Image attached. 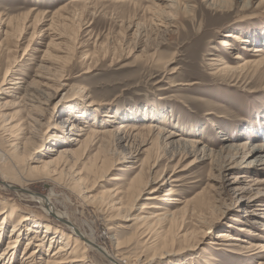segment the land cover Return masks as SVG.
<instances>
[{"label": "rangeland", "instance_id": "1", "mask_svg": "<svg viewBox=\"0 0 264 264\" xmlns=\"http://www.w3.org/2000/svg\"><path fill=\"white\" fill-rule=\"evenodd\" d=\"M68 2L69 0H0V15L13 18L8 25L11 32L7 36L9 38L0 37V80L8 73L23 81L25 88L39 79L35 77L39 63L48 70L40 73L49 79L43 80L48 88L40 84L34 89L17 90L14 97L0 98V112L6 114L8 122L18 125L17 137L29 138L31 142L23 162L17 163L22 172L26 171V167L33 168L42 161L50 160V157L43 154L47 153L55 140L57 130L54 127L70 109L72 116H75L78 114V107L84 105L89 109L81 117L84 125H91L93 114H97L102 125H93L92 128L100 131L105 127L107 119L101 116L114 115L116 120L110 124L112 127L123 123L127 129L136 127L135 131L131 130L133 133L140 132L136 138L137 145L147 138L145 128L148 124L155 126L154 129L193 134L191 137H183L201 140L205 143L203 145L214 152H218L227 143L220 141L222 135L230 137L234 143H242L247 139L251 141L254 137H257L255 141L264 142V73L244 69L245 71L225 76L213 73L212 69L217 65L210 67L212 58L219 60L216 63L234 67L241 63L234 58L236 55L250 58L260 54L247 52L246 48L262 47L264 50V0H224L220 8L213 4V0H190V8L180 9L174 17L175 28L170 29L171 32L167 34L160 33L163 28L144 9L148 6L145 0H91L86 8L80 4L64 14L68 20L56 26L55 32L61 36L55 38L44 31L46 19ZM31 8H35L34 13L41 15L49 12L43 24L40 21L35 26L31 24L34 15L26 17ZM229 35H234L237 40L231 39ZM221 40H231L232 48L227 50L221 47ZM58 83L64 86L58 88ZM186 83L187 85H183ZM55 88H58L57 99L49 107L40 105L46 96H39V91L51 94ZM25 92L30 95L33 93V98L27 95V98H20ZM35 98L36 102L27 101ZM59 98L63 102L51 111ZM90 102L94 104L91 107L87 106ZM27 104L35 107L30 108ZM33 120L37 121L36 125ZM157 132L153 133L152 138L157 137ZM157 142L160 146V139L157 138ZM147 147L150 153L145 151L139 155L131 169L127 163L113 167L111 175L122 177L121 182L108 181L105 176L94 183L90 178V182L86 184L91 190L86 194L89 199L67 190L68 187L62 184L46 185L41 180L30 183L29 193L43 196L54 189L58 196V208L67 211L74 224L86 234L91 229L95 237L102 238L98 242L108 250L119 242L123 253L138 258L142 264H153L148 262L151 252L142 243L141 233L144 230L139 228L140 222L127 221L123 212L119 218L125 219L113 221L117 218L116 212L110 208L99 210L96 200L110 188L124 191L129 180L140 172L144 182L148 180V185L135 203L136 212L133 214L145 212L147 217L150 212H162L166 209L165 204L167 205L161 199L154 202L146 200L147 196H151L148 192L159 185L151 182L160 176L162 181L167 180L168 183L169 179H175L176 182L170 183L175 186L172 190L182 196V200L190 201L178 207H167L170 211L184 208L178 212L172 231L161 237L167 244L173 242L174 245L165 257L156 259L154 263L205 264L208 261L209 264H257L258 261H264L262 253L261 256L254 255L252 258L248 254L230 255L211 250L213 247L210 242L214 240L215 234L225 230L245 239L247 243L264 244V230L251 224L254 220L245 224L243 214L234 209H224L229 204L230 192L224 187L216 190L212 180L218 175L219 167L224 162L222 158H210V161L205 160L193 166H189L193 161L191 156L185 159L177 156L173 161H169L170 157L163 156L157 162L159 149L157 146L151 148L148 144L144 149ZM5 148L0 131V149ZM71 148L77 155L74 158L77 162L75 171L81 172L83 176L87 173L83 170L85 166H101L104 158L114 161L118 158L116 154L124 150L114 146L109 138H98L94 142H86L80 148L78 145ZM148 154L150 156L147 157ZM153 163L155 167L151 168ZM250 172L249 176L264 177L260 175L264 171L259 169ZM27 175L34 177L38 174L30 172ZM167 187L157 189L152 195L165 198L163 195ZM195 200L203 203V209L193 213L191 209ZM149 205L153 207L140 210L141 206ZM23 206L28 208L27 205ZM30 208L36 215L40 214L38 206ZM232 218L239 221H233ZM209 223L211 228L205 231V226ZM168 224L167 218L155 221L150 231L154 229L151 231L153 234L156 230L165 232ZM122 225L126 229L120 227ZM109 226L114 230L112 235L107 236L106 229ZM11 229V225H8L2 233L0 254L5 249ZM26 233L24 223L16 257L9 264H19L27 236H32ZM53 237V240L60 241L59 237ZM49 241L45 240L43 250H47ZM233 243L247 246L242 242ZM58 244L59 242L54 244L53 251ZM33 248V244L28 246L29 251ZM92 261L101 264L96 260ZM107 263L104 259L103 264Z\"/></svg>", "mask_w": 264, "mask_h": 264}, {"label": "bare ground", "instance_id": "2", "mask_svg": "<svg viewBox=\"0 0 264 264\" xmlns=\"http://www.w3.org/2000/svg\"><path fill=\"white\" fill-rule=\"evenodd\" d=\"M90 1L91 0H69L67 4L60 6L54 13L51 12V16L46 19L47 24L44 31L48 32L55 38L60 37V33H56L55 30L57 25H62L64 21L68 20L67 16L65 17L64 14H67L66 12L69 11L72 7L78 6L80 4L84 5L85 7L90 3ZM145 1L147 2L148 6L147 8L145 6L144 9H146L148 13L152 14V17L154 18V20H152L154 22L155 19L156 22H159L158 26L163 28L160 33L163 32L166 34L171 32L170 29L175 28V23L173 22L174 17L180 11V9L182 8L183 10H187L188 8H190V0ZM223 2L224 0H213V4H215V6L218 5V8L221 7V4H223ZM34 11L35 8H31V10H29V12L26 14V17H28L30 14H32V16L34 15L33 19L31 20V24H33V26L37 25L39 21L40 24H43L45 20L44 18L45 16L48 17L49 12H44V14L41 15L39 13H34ZM83 13L84 9L80 15L82 16ZM12 21L13 18L7 15H5V17H3V15H0V37L3 36V38H6L11 33L9 32L10 29L8 25H10ZM27 23H29V20H27ZM130 29L132 30V28ZM135 30H137V28ZM11 35H13V33ZM229 37L231 39L233 38L237 40V37H235L234 35H229ZM220 45L227 50L231 49L233 46L231 40H221ZM245 51L251 52L252 54H260L251 56L250 58H242L241 55H236L234 58L241 61V63L234 67L229 66L228 64L221 65L219 63H216L219 62V60L217 58H212V64L210 65V67L217 65L212 69L213 73L220 75L224 74L225 76H228L238 72H242L244 69H249L253 73H264L263 48H246ZM36 70L38 71V74H35V77L39 79H37L36 81L33 80L34 82L32 81L33 83L26 85L25 88L23 87V81H20L18 77H14L11 74L5 73V75H3V78L0 80V98L4 96L14 97V93L17 90H23L26 88L34 89L35 86L38 87L40 84V86L47 87L46 84L43 83V80L49 79H46L40 73L48 70H45L44 65H41V63L38 64ZM181 84L182 83H176V85ZM183 85H187V83ZM62 86L64 85L59 84L58 88ZM58 88H55V90H53V93L51 94L44 91H39V96H46L45 99H42L43 102L39 104L49 107L50 103L57 99L58 90L56 89ZM9 89H12V91H10ZM26 95L29 96V98L33 96H31L29 92L28 94L25 92L24 96L20 98H23ZM36 98L28 99L27 101L35 100L36 102ZM62 102L63 99L59 98L51 107V111L57 109ZM91 103L92 102L88 103L87 106L91 107L94 105ZM29 106L30 108L35 107L34 105ZM96 111L97 113L99 112L98 109ZM87 112H89V109H87L85 105L78 107V114L75 116H72L70 109V111H68L62 117L61 122L54 127L55 130H57V133L54 136L55 140H53L52 142V147L50 149H47V153L43 154L45 157H50V160L42 161L40 162L39 166L33 168L26 167L25 172H22L17 163L19 162L20 164L21 162H23V158L28 149V146H30L31 144L30 139L23 138V136L17 137L16 131H18V125H13L11 121L8 122L7 118H5L6 114L0 112V131L6 144L5 149H0V241H2V233L6 226L11 225L12 228L9 238L6 241L5 249L3 250L2 254H0V264H9L10 261L14 260V258L16 257L18 245L22 240H20L22 235L21 228L22 224L24 223L25 231L27 232L26 234H31L32 236L30 238H28L27 236L25 247L24 249H22L23 251L21 252V255L19 257V264H98L93 263L92 259L96 260L99 263L101 262V264H103L104 259L108 261L107 264H142L141 260H138V258L123 253L121 251L122 244H120L119 242L113 244V249L111 248L108 250L104 245H101L98 242V239L102 238L100 236L95 237L91 229H89V234H86L79 226H76L71 218V215H69L67 211L59 209L56 205V203H58V196L56 195L54 189H52L51 192L48 193V195H34L29 193V191L31 190L29 185L37 180H41L46 185L62 184L66 188L68 187L67 190H70L75 194L82 195L84 196V198L89 199L86 195L91 191L86 187V184L89 180L92 179V181L95 183L97 181H101L103 177L107 176L108 181L121 182L123 180L122 177L111 175L113 167L119 166L122 163H127L129 164L128 168L131 169L138 161L139 155H141L145 151L149 152L148 147L144 149L147 144L151 148L157 146V149H159V154L156 158L157 162H159L158 160H161L163 156L170 157L169 161H173V158H176L177 156H179L180 159H185L186 157L191 156L193 157V161L189 166H193L196 163L205 160L208 161L210 158H222L224 162L219 167L220 169L218 170V175L212 178V180L215 183L214 187L216 186V190L223 189L224 187L228 190V192H230L229 204L226 205L224 209H234L236 212L241 213V215L243 214V217H241L243 218V222L245 224H250V220H254L251 224L257 225V227H261V229L264 230V177L260 178L255 177L254 175L249 176V174L251 173L250 170L257 169L258 171L259 169V171H264V142L255 141L257 137H254L255 139L251 141L247 139L242 143H234L233 139H231L230 137H224V135H222L220 141L227 143H224L221 149L218 150V152H214L213 150L208 148V146L203 145L205 143H203L201 140L188 139L183 137V135H188L189 137H191L193 134L187 132L177 133L171 130L165 131L154 129L155 126L148 124L145 128V133H147V140L145 139L142 143L137 145L136 138L139 137L140 132L133 133V131L136 130V127L127 129L123 123L119 124V126L117 127H112L110 124L115 122L116 117L110 114H103L101 117L107 118L105 121V127L100 131H94L92 128L94 127L93 125H96L98 127V125H102V123L100 122L98 115L93 114L90 122L91 125H84L81 117L85 116ZM33 122L36 125L37 121L33 120ZM156 130L158 131L157 137L152 138L153 133H155ZM98 138H109L110 140H112V144L114 146L119 148L122 147L124 150L121 149L122 152H120V154L119 152L118 154H116L118 158H116L114 161L106 160L104 158L102 160L101 166H97L95 168L92 167L93 165H89L88 167L85 166L83 170H86L87 173L85 176H83L81 172L75 171L77 162L74 158L77 155L71 147L78 145V148H80L81 146L86 144V142L91 143ZM157 138L160 139V146L158 145ZM199 144L202 145L199 146ZM134 145L136 146L133 148ZM148 156L150 155L148 154L147 157ZM237 158H239L240 160L237 161ZM154 164L155 163H153L151 168H153ZM30 172L37 173L38 175L30 177L29 175H27ZM263 173L264 172H260V175L263 176ZM169 180V183L167 180L162 181V176H160L157 180L151 182L152 184L159 185L158 187L153 188L148 192L151 196H147L146 200L154 202L157 199H161V201L167 203V205L165 204L166 209L162 210V212L154 213L153 211L148 213L147 217H145L144 215L147 214L145 212L137 215L133 214V212L136 210V208L134 207L135 203L140 199L142 193H144L148 185V180L144 182L145 180H143L140 172L129 180L124 191L120 189L110 190V188L109 190L103 192L102 196L96 200V203L98 202L99 205V210L101 208H110L111 210L113 209L116 212L115 216L117 218L114 217L115 219L113 221L121 218L125 219L123 217L119 218L121 213L123 212L122 215L125 214L124 217L127 218V221L140 222L139 228H143L144 230L141 233L143 235V237L141 238L143 241L142 243L144 244L143 246L146 247V250H149V252H151V256H149L150 258L148 262H152L153 264H160L154 262L158 258L165 257L170 248L174 245L173 242L167 244V242L161 237L162 234L168 231H172L178 212L184 208L182 207V209L179 208L175 211H170L167 207H178L179 205H184L190 201L182 200V196L178 195L172 190L175 186H172L170 183L176 182L177 180ZM167 186H169L170 188H168ZM163 187L168 188L163 195L165 198H158L156 195H152L153 193L157 192V189H161ZM10 191H12L13 194ZM194 202L195 203L191 211H201L203 209V203L199 200H195ZM23 205H27L28 208L24 207ZM34 205L38 206L40 214L36 215L31 210L30 206L32 207ZM146 207L152 208L153 206H141L140 210H147ZM165 218L169 220V224L165 232H163V230H156L154 231L155 234H153V232L151 231H153L154 229L151 231L150 229L153 228L152 226L154 225V222ZM232 220L236 222L239 221L237 218H232ZM210 225L211 223L205 226V231L211 228ZM120 227L126 229L123 225ZM239 229L240 231H244L243 228ZM113 230L114 228H112V226H109L106 229V232H108L106 233V235H112ZM40 233L42 234L40 235ZM48 235L50 237H48ZM53 236L59 237L60 241L53 240ZM214 237V240L210 242L213 247L211 249L212 251H220L230 255L248 254V256L250 257L262 253L263 255L260 254V256L262 255L264 257V244L247 243L245 239H241L239 236L231 234V232H228L226 230L218 232ZM45 240H50V244L47 247V250H43V244ZM56 242H59V244L56 250L53 251V247ZM233 242H242L247 244V246H242L240 244L236 245V243ZM32 244L34 248L29 251L28 246ZM205 264H209V262L206 261ZM257 264H264V261H258Z\"/></svg>", "mask_w": 264, "mask_h": 264}]
</instances>
